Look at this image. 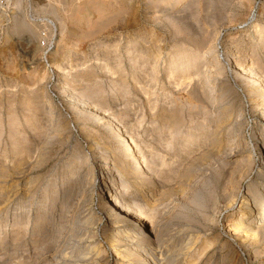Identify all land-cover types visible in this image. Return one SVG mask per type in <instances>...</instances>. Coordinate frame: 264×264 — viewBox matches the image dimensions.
<instances>
[{
	"label": "rangeland",
	"instance_id": "1",
	"mask_svg": "<svg viewBox=\"0 0 264 264\" xmlns=\"http://www.w3.org/2000/svg\"><path fill=\"white\" fill-rule=\"evenodd\" d=\"M238 5L0 0V264H134L115 237L151 220L175 264H264L228 226L264 198V0Z\"/></svg>",
	"mask_w": 264,
	"mask_h": 264
},
{
	"label": "bare ground",
	"instance_id": "2",
	"mask_svg": "<svg viewBox=\"0 0 264 264\" xmlns=\"http://www.w3.org/2000/svg\"><path fill=\"white\" fill-rule=\"evenodd\" d=\"M163 1L165 3H167V4H169L170 5V8H173L180 0H163ZM193 1H195V0H190V2H193ZM252 1L253 0H209V3H210V5H212L213 7H215L216 9H218V7H219L218 5H222V6H224L225 9H227V12L230 11V10H232V12H233L234 11L233 10L234 7L236 8V6H239L238 4H240V5L241 4L244 5L246 3L249 4ZM224 17H227V16L224 15ZM236 28H238V26ZM263 32L264 31L259 30L257 34H261ZM209 40H211V37L210 36H205V38L199 39L198 42H200L201 45L203 46V44L206 45ZM205 49H203V54L204 55H206L210 51V47L209 48H205ZM241 68L243 69V72H245L249 76L252 75L254 77V76L257 75L256 74V70L251 65L242 66ZM260 79H262V78H260ZM253 91H254V89H253ZM243 153H244V151H240L239 150V151H237L235 153H232L231 158H236L238 156H241ZM262 154H263L262 155V158L264 160V151H262ZM107 164L108 163H106V165ZM101 170H103V169H101ZM261 171L264 174V164L262 166V170ZM121 172H122V170H121ZM100 178H102V177H100ZM230 184H231V182H230ZM115 185H116L115 182L112 181V184L109 183V185L107 186L108 193H109L108 195L110 196V197L107 196L108 199L110 198L108 202L112 206H114V208H116V210H118V213H120L121 216L126 217V219L127 218L128 219H131L132 221H135L138 225H141L142 217L143 216L141 217V213L142 212L138 210L140 207H138V209H135L133 206L130 205L131 203H127L125 200H123L122 197L120 196V192L118 191V188ZM255 186H256V184L254 182V184H250L248 186V188H247V194L244 196V198H243V200L241 202V205H240V212L242 213V215L235 222H232V223L228 224L229 229L232 232H234V235H235V233L236 234L237 233H242L243 236H246L245 238H247V240H248V238H253L254 241L255 240H258V237L257 236L259 235V232L264 229V198L261 197V195L259 193V188L255 187ZM192 195L193 194H190V195L188 194V197L187 198L190 199L192 197ZM220 203H222V202H220ZM151 208H152L151 210L154 209L153 206ZM150 213H149L148 216L152 217V215ZM255 214H256V216H255ZM112 215H115V214L113 213ZM153 216H154V214H153ZM150 219H152V218H150ZM143 220H144V218H143ZM146 227L147 228L145 229L144 227L141 226L140 227V231H138L136 228H134V231H132V234L131 235H126L125 234L123 236L121 234H118V235H116V237L114 236L115 239H116V242L113 244L114 249L115 250H119V251H117L118 254H121L124 259L127 258V259H130V260L134 261V264L135 263L136 264H175L173 262V260H172L173 258H170L169 255L167 256L163 252L160 251V247H161L160 241H159V232L160 231L157 229V226L153 223V220H151V222H149L148 224H146ZM146 242L149 243V246L148 247H145V246L142 245V243H146ZM256 242H257V245L260 246L261 244H264V239L262 241H259L258 240ZM120 244H124L123 245L124 246V249L123 250H120L121 246L118 247V245H120ZM123 246H122V248H123ZM148 249H150V251H151V253H150L151 256H150V258H148V259L145 260L144 259V256H145V253L148 252ZM121 255H120V257H121ZM147 256H149V255H147ZM201 259L199 260V263H195V264H200Z\"/></svg>",
	"mask_w": 264,
	"mask_h": 264
}]
</instances>
